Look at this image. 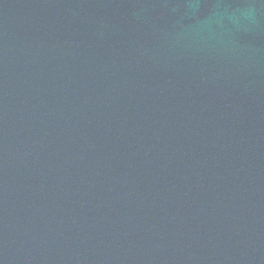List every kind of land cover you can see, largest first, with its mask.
<instances>
[{
	"label": "water",
	"instance_id": "obj_1",
	"mask_svg": "<svg viewBox=\"0 0 264 264\" xmlns=\"http://www.w3.org/2000/svg\"><path fill=\"white\" fill-rule=\"evenodd\" d=\"M0 264H264V0H0Z\"/></svg>",
	"mask_w": 264,
	"mask_h": 264
}]
</instances>
